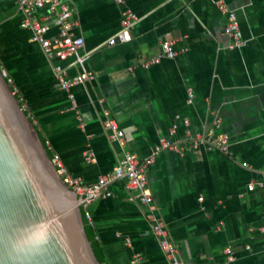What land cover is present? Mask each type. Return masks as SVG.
Listing matches in <instances>:
<instances>
[{"label":"crops","instance_id":"crops-1","mask_svg":"<svg viewBox=\"0 0 264 264\" xmlns=\"http://www.w3.org/2000/svg\"><path fill=\"white\" fill-rule=\"evenodd\" d=\"M64 1L83 44L58 59L44 55L20 26L16 0H0V65L48 153L91 186L126 152L145 159L160 139L174 142L179 152L158 154L147 180L153 213L180 260L264 264V0ZM218 1L235 13L241 47L225 35ZM128 11L137 17L130 41L108 45ZM38 15L50 18L46 8ZM167 40L175 57L142 67ZM57 64L66 78L88 76L62 90ZM108 119L123 132L121 142L109 138ZM191 135H228L229 146L194 149ZM107 192L88 207L103 264H133L134 255L139 264H168L147 207L126 181L112 182Z\"/></svg>","mask_w":264,"mask_h":264},{"label":"water","instance_id":"water-1","mask_svg":"<svg viewBox=\"0 0 264 264\" xmlns=\"http://www.w3.org/2000/svg\"><path fill=\"white\" fill-rule=\"evenodd\" d=\"M62 180L0 65V264H101Z\"/></svg>","mask_w":264,"mask_h":264},{"label":"built area","instance_id":"built-area-1","mask_svg":"<svg viewBox=\"0 0 264 264\" xmlns=\"http://www.w3.org/2000/svg\"><path fill=\"white\" fill-rule=\"evenodd\" d=\"M117 3L121 0H115ZM17 8L22 14V22L20 26L31 32V41L39 44L42 52L49 58L65 59L74 55L78 49L82 47V39L74 33L77 27V22L72 19L71 10L64 0H16ZM216 9L226 17V25L224 33L227 37L232 39L233 47H241L244 43L242 40L239 23L235 13L230 10L224 3L215 2ZM47 9L50 18L38 15V11ZM137 22V17L131 12H125L120 21V31L118 34L108 41V45L113 46L116 43H126L130 41V28ZM53 29L56 31H53ZM48 33H53L50 36ZM174 42L171 40L160 43V52L157 56L142 64L145 69L157 64L162 58L172 59L177 54L173 49ZM55 77L59 87L67 91L68 88L80 80L86 78L88 75L80 73L74 77L66 78L65 71L60 64L54 66ZM1 75L5 78L9 85H12V79L8 76L7 71L1 67ZM70 96V95H69ZM189 99L192 98V93L188 92ZM176 119L179 118L177 115ZM183 124L188 125V121L184 120ZM106 131L109 133V138L112 141L121 142L123 139V132L119 129L117 123L108 119L104 123ZM176 130V126L171 129V134ZM189 142L194 149L205 145L208 148H216L226 151L229 146L228 135H221L218 137H205L202 135L189 136ZM48 144V143H47ZM46 144V146H47ZM172 151L179 152V148L174 142L167 139H160L152 149L151 154L141 159L136 154L126 152L124 157L120 160L119 165L110 173L102 176L94 185H86L77 177H72L64 169L59 157L56 154H51L49 161L58 168L63 180L62 183L75 195H79L82 200L81 208L89 225H91V218L88 212V207L91 202L101 195L109 196L107 192L108 186L118 180L126 181V187L130 192L136 193L138 201L145 205L149 211L148 220L151 224V231L158 239L161 251L164 254L168 264H184L178 257L174 245L169 241L167 231L163 224L153 213L152 196L148 188L147 170L153 164L155 157L164 152ZM262 187L261 184H259ZM255 185L250 183L247 190L251 192ZM224 254L227 260L232 262L234 260L230 249L226 250ZM133 264H139L140 257L133 256Z\"/></svg>","mask_w":264,"mask_h":264},{"label":"trees","instance_id":"trees-1","mask_svg":"<svg viewBox=\"0 0 264 264\" xmlns=\"http://www.w3.org/2000/svg\"><path fill=\"white\" fill-rule=\"evenodd\" d=\"M15 98L19 102V100H18V98H17L16 95H15ZM38 137H39V139H40L43 147L45 148V142H44V140L42 139V137L40 135H38ZM45 151L47 153V157L50 159L51 158V155L48 153V150L46 148H45ZM80 212H81V215H82V221H83L84 231H85V234L87 236V239H88V241H89V243L91 245L93 254H94V256H96V258L98 259V261L101 264H103V263H105V257H104L103 249H102L101 245L98 243V241L96 240V235H94L93 230L91 228V225L88 224V222H87V220H86V218L84 216V213L82 211V208H80Z\"/></svg>","mask_w":264,"mask_h":264}]
</instances>
